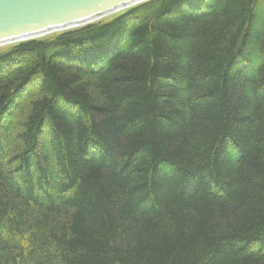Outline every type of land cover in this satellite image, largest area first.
I'll return each mask as SVG.
<instances>
[{
	"label": "trees",
	"instance_id": "trees-1",
	"mask_svg": "<svg viewBox=\"0 0 264 264\" xmlns=\"http://www.w3.org/2000/svg\"><path fill=\"white\" fill-rule=\"evenodd\" d=\"M0 264H264V0L0 51Z\"/></svg>",
	"mask_w": 264,
	"mask_h": 264
},
{
	"label": "water",
	"instance_id": "water-1",
	"mask_svg": "<svg viewBox=\"0 0 264 264\" xmlns=\"http://www.w3.org/2000/svg\"><path fill=\"white\" fill-rule=\"evenodd\" d=\"M147 0H0V46L82 27Z\"/></svg>",
	"mask_w": 264,
	"mask_h": 264
},
{
	"label": "rangeland",
	"instance_id": "rangeland-1",
	"mask_svg": "<svg viewBox=\"0 0 264 264\" xmlns=\"http://www.w3.org/2000/svg\"><path fill=\"white\" fill-rule=\"evenodd\" d=\"M115 15H116V14L109 15V16L103 18L100 22H106V21L112 19ZM50 36H52V35H50ZM50 36H48V37H50ZM10 46H11V45H7V46L0 47V51L7 50Z\"/></svg>",
	"mask_w": 264,
	"mask_h": 264
}]
</instances>
